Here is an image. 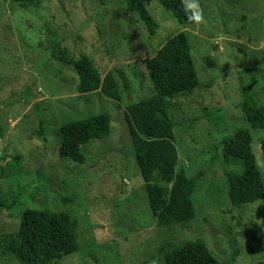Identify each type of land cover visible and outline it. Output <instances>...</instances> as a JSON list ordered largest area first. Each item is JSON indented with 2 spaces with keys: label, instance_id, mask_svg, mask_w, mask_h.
Masks as SVG:
<instances>
[{
  "label": "rangeland",
  "instance_id": "rangeland-1",
  "mask_svg": "<svg viewBox=\"0 0 264 264\" xmlns=\"http://www.w3.org/2000/svg\"><path fill=\"white\" fill-rule=\"evenodd\" d=\"M22 1L0 0V195L16 202L0 211V239L16 236L21 214L37 210L77 223L78 251L52 264H163L165 252L187 242L203 243L221 264H264V201L231 206L234 167L221 160L222 144L249 130L244 96L264 109V0H199L204 21L192 25L152 0L153 36L126 0ZM182 32L200 85L169 101L167 113L175 173L195 181L194 215L163 226L149 209L125 115L155 95L145 61ZM62 53L86 56L101 78L114 72L120 100L78 95ZM98 115L110 118L109 136L80 147L84 164L61 160V126ZM252 136L263 173L264 131ZM0 264L18 262L0 255Z\"/></svg>",
  "mask_w": 264,
  "mask_h": 264
},
{
  "label": "trees",
  "instance_id": "trees-1",
  "mask_svg": "<svg viewBox=\"0 0 264 264\" xmlns=\"http://www.w3.org/2000/svg\"><path fill=\"white\" fill-rule=\"evenodd\" d=\"M151 1L126 0L125 6L137 14L153 36L158 27L146 9ZM157 1L178 23H194L187 20L182 0ZM35 4L38 2L23 0L19 6L29 8ZM61 58L76 77L75 90L78 95L98 92L112 101L120 100L114 72L110 71L101 78L86 56L68 57L62 53ZM145 70L155 95L129 105L125 115L133 157L144 184L149 209L159 225L171 222L185 224L194 215L192 195L195 181L175 173L178 156L173 145L174 125L167 107L169 101L181 95H191L200 85L186 34L182 32L168 39L152 58L145 61ZM241 111L249 130L236 132L222 144L221 151L224 166L234 167L226 174L227 196L231 206L239 210L245 205L264 201V140L260 143L262 173L253 152L252 136V131H264V109L256 104L253 97L245 95ZM109 125L107 115L64 124L60 128L58 157L78 165L84 164L80 147L91 141L106 139ZM38 136L42 137V134L38 133ZM15 204L14 200L7 202L0 195V211L11 210ZM76 229V221L67 214L25 210L20 216L16 236L1 237L0 255L11 256L18 264H52L78 251ZM163 264L221 263L203 243L187 242L165 252Z\"/></svg>",
  "mask_w": 264,
  "mask_h": 264
},
{
  "label": "clouds",
  "instance_id": "clouds-1",
  "mask_svg": "<svg viewBox=\"0 0 264 264\" xmlns=\"http://www.w3.org/2000/svg\"><path fill=\"white\" fill-rule=\"evenodd\" d=\"M184 10L187 14V20L194 23H202L204 16L200 8L199 0H184Z\"/></svg>",
  "mask_w": 264,
  "mask_h": 264
}]
</instances>
